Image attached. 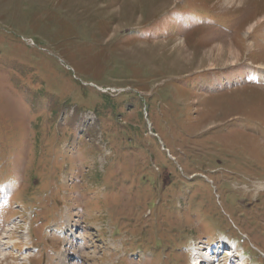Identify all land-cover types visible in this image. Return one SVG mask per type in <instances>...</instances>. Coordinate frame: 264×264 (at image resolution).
Here are the masks:
<instances>
[{
	"label": "rangeland",
	"instance_id": "obj_1",
	"mask_svg": "<svg viewBox=\"0 0 264 264\" xmlns=\"http://www.w3.org/2000/svg\"><path fill=\"white\" fill-rule=\"evenodd\" d=\"M221 234L264 264V0H0V264Z\"/></svg>",
	"mask_w": 264,
	"mask_h": 264
},
{
	"label": "bare ground",
	"instance_id": "obj_2",
	"mask_svg": "<svg viewBox=\"0 0 264 264\" xmlns=\"http://www.w3.org/2000/svg\"><path fill=\"white\" fill-rule=\"evenodd\" d=\"M236 0H226V2L228 3V4H233L234 2H235ZM252 28V25L249 27V30ZM225 43V42H224ZM224 43H218V44H215V49L217 50V53H219V54H224V53H226V54H230V55H233L234 54V52H235V50H234V48L232 47V46H230L229 44H224ZM212 50H213V48H212ZM211 50V51H212ZM1 246V245H0ZM196 254H197V256L196 257H201V255H203L202 253H197V252H195ZM197 262V261H196ZM209 264L210 262H205V263H200V264ZM241 264V263H240Z\"/></svg>",
	"mask_w": 264,
	"mask_h": 264
}]
</instances>
